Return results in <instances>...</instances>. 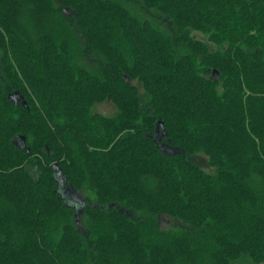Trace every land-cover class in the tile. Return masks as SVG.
I'll list each match as a JSON object with an SVG mask.
<instances>
[{"label": "trees", "instance_id": "16d2710c", "mask_svg": "<svg viewBox=\"0 0 264 264\" xmlns=\"http://www.w3.org/2000/svg\"><path fill=\"white\" fill-rule=\"evenodd\" d=\"M141 1L0 0V264H264V0Z\"/></svg>", "mask_w": 264, "mask_h": 264}, {"label": "rangeland", "instance_id": "374dc122", "mask_svg": "<svg viewBox=\"0 0 264 264\" xmlns=\"http://www.w3.org/2000/svg\"><path fill=\"white\" fill-rule=\"evenodd\" d=\"M121 1L123 4H125L129 9H131L134 13H136L139 16L145 17V9L142 6V1L141 0H117ZM195 35L199 38H201V35L199 33H195ZM2 54V51L0 52ZM90 65H92L91 62H89ZM141 94H144V91L142 87H140ZM95 112L100 113L105 116H114L117 113V108L115 107L114 104L111 102H105L103 104L96 105L94 108ZM198 163H200L204 168L207 169V171H211L210 169L207 168L206 161L203 158H198ZM171 223V220L166 221V227H168ZM235 264H253L250 261H248L246 258L241 259L240 261L236 262Z\"/></svg>", "mask_w": 264, "mask_h": 264}, {"label": "water", "instance_id": "95a60500", "mask_svg": "<svg viewBox=\"0 0 264 264\" xmlns=\"http://www.w3.org/2000/svg\"><path fill=\"white\" fill-rule=\"evenodd\" d=\"M13 97H14V99H16L17 103L22 99V97H20L18 93L13 94ZM22 140H23V144H25V138L24 137L22 138ZM60 175H61V171L58 172V176H60Z\"/></svg>", "mask_w": 264, "mask_h": 264}]
</instances>
